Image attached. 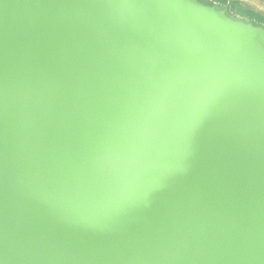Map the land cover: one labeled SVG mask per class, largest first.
<instances>
[{"label": "water", "instance_id": "95a60500", "mask_svg": "<svg viewBox=\"0 0 264 264\" xmlns=\"http://www.w3.org/2000/svg\"><path fill=\"white\" fill-rule=\"evenodd\" d=\"M0 264H264V27L0 0Z\"/></svg>", "mask_w": 264, "mask_h": 264}, {"label": "crops", "instance_id": "0c3cea01", "mask_svg": "<svg viewBox=\"0 0 264 264\" xmlns=\"http://www.w3.org/2000/svg\"><path fill=\"white\" fill-rule=\"evenodd\" d=\"M220 3L238 18L264 27V0H212ZM235 16V17H236Z\"/></svg>", "mask_w": 264, "mask_h": 264}, {"label": "rangeland", "instance_id": "374dc122", "mask_svg": "<svg viewBox=\"0 0 264 264\" xmlns=\"http://www.w3.org/2000/svg\"><path fill=\"white\" fill-rule=\"evenodd\" d=\"M209 2L212 3V4H215V6H217L218 8H223V9H225L226 11L230 12L227 8H224L223 5H220V3H216V1L214 2V1H212V0H209ZM235 16H236V15H235ZM234 18H235V19L237 18L238 20L246 21V20H244V19L238 18V16H236V17H234Z\"/></svg>", "mask_w": 264, "mask_h": 264}, {"label": "trees", "instance_id": "16d2710c", "mask_svg": "<svg viewBox=\"0 0 264 264\" xmlns=\"http://www.w3.org/2000/svg\"><path fill=\"white\" fill-rule=\"evenodd\" d=\"M203 1H206V2H208V3H210L209 2V0H203ZM212 4V3H211ZM212 5H214L215 6V4H212ZM217 7V6H216ZM218 8V7H217ZM229 10V9H228ZM230 11V10H229ZM228 12V11H227ZM229 13V15H231L232 17H235L232 13H231V11L230 12H228ZM237 19V18H236Z\"/></svg>", "mask_w": 264, "mask_h": 264}]
</instances>
